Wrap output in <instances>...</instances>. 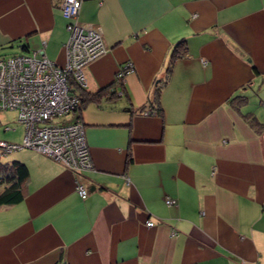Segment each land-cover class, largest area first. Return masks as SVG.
<instances>
[{"label": "crops", "instance_id": "obj_1", "mask_svg": "<svg viewBox=\"0 0 264 264\" xmlns=\"http://www.w3.org/2000/svg\"><path fill=\"white\" fill-rule=\"evenodd\" d=\"M61 2L0 0V52L20 40L64 65ZM78 22L106 48L85 90L130 65L124 94L75 115L90 168L30 150L0 159L28 170L24 199L0 207V264H264V0H82ZM154 84L160 115L146 114Z\"/></svg>", "mask_w": 264, "mask_h": 264}, {"label": "built area", "instance_id": "obj_2", "mask_svg": "<svg viewBox=\"0 0 264 264\" xmlns=\"http://www.w3.org/2000/svg\"><path fill=\"white\" fill-rule=\"evenodd\" d=\"M81 3L82 0H62L60 5L63 18L70 21L66 26L69 38L64 46V65L47 60L42 50L0 60V110L18 112L26 127L22 147L61 162L73 172L91 166L82 124L51 126L45 122L74 109L77 101L68 94V78L74 77L82 84V70L106 54L100 29L77 21ZM130 69L131 66L126 68ZM0 147L17 148L3 143ZM76 191L81 199L86 198L82 185L77 184ZM165 204L173 206L175 201L166 199ZM146 227H152V223L147 222Z\"/></svg>", "mask_w": 264, "mask_h": 264}, {"label": "trees", "instance_id": "obj_3", "mask_svg": "<svg viewBox=\"0 0 264 264\" xmlns=\"http://www.w3.org/2000/svg\"><path fill=\"white\" fill-rule=\"evenodd\" d=\"M60 10H61V8H60ZM61 14H62V11H61ZM78 16H79V14H78ZM64 20L66 21V24H65V30H66V26L70 21H68L66 19H64ZM77 21H78V18H77ZM66 33H67V40H66L65 44L67 43L68 38H69V34L67 31H66ZM65 44H64V46H65ZM14 48H18L20 50V52L11 55L8 58L1 57L0 60H6V59L13 58L16 56H20L23 54H30L32 52L39 51V50L43 51V55L47 59V57L45 56V53H44L43 46L40 47V49L35 50V51H26L27 45L22 44V42L20 40H17V41H14V43L12 42L10 46L6 47V49H8V50L14 49ZM186 55H187V47H186L185 42H181V43L177 44L172 49V51L170 53V57H169V62H168L167 67H166V75H165L164 79L162 80V82L166 83L168 81L170 74H171L173 64L176 61L183 59ZM126 66L128 67L130 65H126ZM126 66L121 68L116 73L114 81H112V83L110 84L109 87L101 89V90L97 91L96 93H89L88 91H86L84 88V82L81 84L74 77L68 78V80H67L68 94L70 95V97L76 99V101H77L76 106L74 107V109L72 111L65 113L61 117H58V118L54 117L51 121H46L45 123L51 124V126L52 125L69 124L72 122L73 123H75V122L81 123L80 118L78 116L76 117L75 115L78 114L87 103H99L103 98H106V99L110 98L111 99V98L122 97L124 94L122 91L124 75L129 71V70H126V68H127ZM82 75H83V70H82ZM119 75H121V76L119 77ZM154 86H155V88L153 91V97H154L153 103L151 102V104H150L151 107H149V109L151 111H148L146 114L150 113V114H154V115H157V114L160 115L161 112H160L158 100H159V93H160L161 88L156 86L155 84H154ZM117 88H120L121 91H117L116 90ZM1 111L16 112L17 122L19 125H21L23 127L24 134H23V138H22L21 142H19V143H10V142H5V141H0V143H3L5 145L17 146V148H14L12 150H6V149H3L0 147V159L3 157H8L9 155H11L13 153H16V152H19L22 150L33 151L31 149L22 147L23 139H24L25 134H26V127L23 123L20 122V120L18 118V112L16 110H10V109H5V110L1 109L0 112ZM138 111H141L140 113H142V112L145 113L144 111H147V110H145V107H142ZM66 116H72L70 121H63L62 118H65ZM247 120H248V123L250 125H252V127H255L257 129L262 128V125L258 121H256L254 117L248 116ZM4 129H5V131H10V130L12 131L13 130L8 126H5ZM34 152H36V151H34ZM36 153H38V152H36ZM40 155H42V154H40ZM42 156H44V155H42ZM44 157H46V156H44ZM47 158H49V157H47ZM54 161H56V160H54ZM59 163H61V162H59ZM9 164L10 165H7L9 167V171L7 173L2 172V170L6 166V164H4V165L0 164V170L2 169L0 171V207L1 206L15 205L17 203H20L24 199V186H25V183L28 179L27 167L23 163L18 162V161H13ZM78 196H79V194H78Z\"/></svg>", "mask_w": 264, "mask_h": 264}, {"label": "rangeland", "instance_id": "obj_4", "mask_svg": "<svg viewBox=\"0 0 264 264\" xmlns=\"http://www.w3.org/2000/svg\"><path fill=\"white\" fill-rule=\"evenodd\" d=\"M19 52L20 51L18 48L5 50V51L0 52V58L1 57L8 58L11 55L19 53ZM5 126H8L11 129L15 127H20L17 122L16 112H10V111L0 112V141L10 142L11 140L15 138L16 135H14V132H12L11 130L5 131L4 129Z\"/></svg>", "mask_w": 264, "mask_h": 264}]
</instances>
